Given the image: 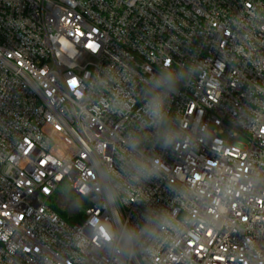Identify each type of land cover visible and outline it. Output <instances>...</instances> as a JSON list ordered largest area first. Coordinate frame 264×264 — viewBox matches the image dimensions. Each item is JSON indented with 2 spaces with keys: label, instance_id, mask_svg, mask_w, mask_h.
I'll list each match as a JSON object with an SVG mask.
<instances>
[{
  "label": "built area",
  "instance_id": "built-area-1",
  "mask_svg": "<svg viewBox=\"0 0 264 264\" xmlns=\"http://www.w3.org/2000/svg\"><path fill=\"white\" fill-rule=\"evenodd\" d=\"M63 185L81 223L50 206ZM0 264H264V0H0Z\"/></svg>",
  "mask_w": 264,
  "mask_h": 264
},
{
  "label": "clouds",
  "instance_id": "clouds-1",
  "mask_svg": "<svg viewBox=\"0 0 264 264\" xmlns=\"http://www.w3.org/2000/svg\"><path fill=\"white\" fill-rule=\"evenodd\" d=\"M165 67L170 69L171 65L168 64L165 65ZM150 86L152 91L143 108L144 114L147 117V120L144 121L145 127L159 126L166 120L168 112L166 110L165 102L169 93L176 90L177 76L173 71L162 72L151 78ZM171 143L172 139L165 134L162 146L167 148L171 145ZM138 146V140L129 144V147L133 150V152L136 151ZM129 163L133 172L132 178L137 181L142 178L145 180L153 177L158 178L157 173L159 172L160 167H162L158 160L144 156L133 158ZM146 219L147 224L144 228L137 230L136 228L129 226L119 231L115 228L111 231L106 229L104 238L109 242L115 239L131 245L142 235L152 238L155 237L157 228L163 231L170 226L167 214L164 213L159 214V219L157 220H153L151 217ZM149 225H152V227H149Z\"/></svg>",
  "mask_w": 264,
  "mask_h": 264
},
{
  "label": "rangeland",
  "instance_id": "rangeland-1",
  "mask_svg": "<svg viewBox=\"0 0 264 264\" xmlns=\"http://www.w3.org/2000/svg\"><path fill=\"white\" fill-rule=\"evenodd\" d=\"M57 195V200H51L50 205L54 203L59 205L60 207H62V209L66 210V213L70 217L75 216L78 209L79 212L82 213V216L78 218L77 223L82 222L84 220L83 210L85 209V204L83 205V203L79 202L76 197L71 196L69 189L65 185L59 188Z\"/></svg>",
  "mask_w": 264,
  "mask_h": 264
},
{
  "label": "trees",
  "instance_id": "trees-1",
  "mask_svg": "<svg viewBox=\"0 0 264 264\" xmlns=\"http://www.w3.org/2000/svg\"><path fill=\"white\" fill-rule=\"evenodd\" d=\"M64 186V185H63ZM71 193V192H70ZM71 196H74L75 195L73 193H71ZM57 193L53 196L52 198V201L55 199L57 200ZM51 208L65 221L67 222L69 225H74V224H78V218L82 216V213L79 212V210L77 209V214L73 217H70L67 213H66V210L62 209V207H60L59 205L57 204H52L50 205ZM81 223V222H80Z\"/></svg>",
  "mask_w": 264,
  "mask_h": 264
},
{
  "label": "snow or ice",
  "instance_id": "snow-or-ice-1",
  "mask_svg": "<svg viewBox=\"0 0 264 264\" xmlns=\"http://www.w3.org/2000/svg\"><path fill=\"white\" fill-rule=\"evenodd\" d=\"M87 47L89 48V49H95L97 46L95 45V44H93V43H88L87 44ZM73 84H75V82L73 81Z\"/></svg>",
  "mask_w": 264,
  "mask_h": 264
}]
</instances>
